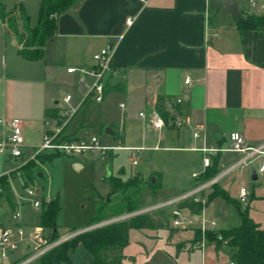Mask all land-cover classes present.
I'll use <instances>...</instances> for the list:
<instances>
[{"label":"crops","instance_id":"0c3cea01","mask_svg":"<svg viewBox=\"0 0 264 264\" xmlns=\"http://www.w3.org/2000/svg\"><path fill=\"white\" fill-rule=\"evenodd\" d=\"M213 1L80 0L75 8L58 18L57 33L44 47V58L40 61L23 58L14 37L0 22V58L2 56L0 97L3 101L7 72L5 55L10 52L11 66H14L15 72L22 71V75H27L25 69H30L37 70L40 76H43L44 88L38 102V109L42 111L43 120H45L47 110L55 108L59 110L65 106L63 104L65 96H60L59 91L61 82H67L73 90L77 83L82 94L86 92L89 83L86 82L85 76L79 71L70 74L67 72L68 69L90 71L95 65L93 56L109 48L113 54V72L106 81L105 99L112 93L123 95L126 105L120 103L119 108L125 110L129 107L130 110L133 106H140L139 119H144L140 117L142 111L149 115L153 110H158L167 115L166 128L162 132L155 131L148 118L144 119L146 122L141 120L142 123L139 126L130 122L133 126L127 131L125 128L127 122L124 120L123 130L117 133L118 137L122 138V145L115 147L118 148L116 151L127 152L131 155L132 149H143L141 156L145 155L146 159L151 161L148 171L138 173L144 184L154 174H160L164 190L174 191L176 196L189 192L197 185L209 181L202 180L206 174L203 165L206 155L201 151L204 144L209 148H226L229 136L234 132L242 134L250 146L256 147L264 143V31L239 30L235 18L226 8L212 15ZM5 5L8 10H12L16 3H11V5L5 3ZM39 17L35 23L31 19L32 28L38 25ZM128 19L132 20L130 26L127 25ZM53 55L64 58L68 56L73 63H68L67 78L62 79L65 66L58 59L54 61ZM88 78L91 80L90 77ZM188 79L190 84L186 83ZM71 94L74 101L73 93L68 95ZM82 99L83 97L80 102ZM91 104L93 103L86 106L87 109ZM121 105L124 107L122 108ZM86 110L82 109V112L79 111L73 118L67 128L69 138L78 139L89 134L90 125L86 124L85 118L80 125H73L76 117L80 113L85 115ZM178 116L185 120V126L182 128H175L171 123ZM6 117V110L2 103L0 144L5 142L2 138H8L7 134L10 132L9 123L12 120H6ZM108 120L102 118L101 129L105 130L108 135L114 136L109 128L113 129L115 125ZM23 128L25 148L27 144L25 129H29L30 125L26 126L23 123ZM4 129L5 134L2 132ZM39 132L41 138H44L45 126ZM195 132L200 133L199 139L194 138ZM139 138H141V143L134 144ZM159 144H164L165 147L162 148ZM159 151L185 152V165L187 166L184 177L185 188L172 189L168 185L165 171L155 161L156 159L154 160L155 157L150 155L152 152ZM114 152L108 154L111 163L117 157ZM208 156L212 160V166L213 161H216V169L219 173L237 163L242 157L240 154L228 152L212 153ZM252 167H255L257 172V165L245 167L239 172L235 170L228 174L216 184L219 191L226 193L231 200L227 202L222 197H216L207 207V217L217 223L219 230L241 226L242 220L236 207V204H240L239 194L234 195L231 189L238 181L244 183L245 170L250 173ZM3 170L0 166V177L9 175ZM126 174V171L122 169L117 176H111L124 180L123 177ZM257 176L258 180L251 182L248 175L250 182L248 216L264 231V173L257 172ZM44 179L45 174H41L40 179H37L43 189V198L52 202L57 195L47 196L42 181ZM12 181L10 182L11 187ZM242 186L244 187L243 184ZM177 190L179 193L176 192ZM119 195L121 194H113L110 187V196L118 197ZM14 196L16 204L21 206L25 228L28 231L34 228L43 229L44 232L48 230L41 224L42 213L48 204L36 210L31 203L26 201L24 193L19 196L14 193ZM98 200L100 201L99 198ZM2 201L7 205L11 215L3 212L2 217L0 216V229L10 226L16 206L13 207L4 199L0 203ZM100 207H104L102 216L108 219L114 218L113 215L119 213L117 210H112V203L109 199L106 200V205L98 202V211ZM219 208L227 213L228 211L230 214L233 213V221L238 220V224L222 225V221L216 218V211L218 212ZM27 211L38 214V224L32 225L29 219L25 220L24 212L26 214ZM57 230L61 234L58 226ZM172 230L176 232L172 234ZM139 231L147 238L155 239V242L161 240L159 232H166L168 246L177 247L179 253L174 258L176 263L180 254L197 251H189L183 247L182 243L176 246L174 242H170L176 234L187 232L173 228L171 223L169 229ZM152 232H154L153 236ZM125 249L123 250L124 256L128 257L125 264H135L136 258L132 255H125ZM205 249L223 255L224 262H229L224 250L217 252L211 246ZM165 253L173 259L169 252ZM131 257L135 260L131 261Z\"/></svg>","mask_w":264,"mask_h":264},{"label":"rangeland","instance_id":"374dc122","mask_svg":"<svg viewBox=\"0 0 264 264\" xmlns=\"http://www.w3.org/2000/svg\"><path fill=\"white\" fill-rule=\"evenodd\" d=\"M42 1L43 0H0L1 3H6L8 5L9 3L10 5L11 3H16V6H14L13 9L22 7L30 17V22L32 19L33 23L37 21L40 15ZM5 56L7 57L5 97L3 98V101L2 97H0V112H2V103H4L7 116L6 120L19 119L25 123L26 126L30 125L29 129H25L27 144L23 149V157L21 159H12L8 156V152L0 155V166L3 167L4 173L9 174L7 175L9 178L8 182L13 180V191L17 196H19L21 193H24V191L21 187L23 182L21 173L18 170L31 159V157L36 152V148L42 144L43 138H41V133L39 131L43 129L45 120H43L42 111L38 109V102L44 88V83L43 76L41 77L37 70L25 69L27 71V75H22V71L20 73L15 72L14 66H11L10 52H8ZM52 58L54 61L58 59V61H60L65 66V74L63 75L62 79L67 78L66 68L68 63H72L69 57L67 56L64 58L63 56L58 57L53 55ZM1 59L2 56L0 60ZM75 78L78 79L77 76H75ZM84 78L86 82L90 84L91 80L87 76ZM69 86L70 85L67 84V82L63 81L60 83V96H67L68 94L73 93L74 101L72 106L77 107L81 98H84L85 95L82 94L79 84L76 83L74 90ZM124 98L125 97L121 94L112 93L109 94V96L102 103H93L88 107V109L86 106L91 102L87 101L80 110L82 112V109H87L85 115L80 113L76 117L73 125H80L85 118L86 124L90 125L88 131L89 135L98 137L103 146H121L122 138H119L117 133L119 130H123L124 120L127 122L125 127L127 128V131L128 129H131L133 125L139 126L142 123L141 120L146 122L144 119H139V112L141 111L140 106H133L130 108V110L129 107L125 110H121L119 108L120 103H125L126 105ZM69 108L70 107L68 106H63L61 109H59V111L69 110ZM146 113L147 112L142 111L140 114L147 115ZM102 118L109 119L108 121L114 123L115 126H113V129L111 127L109 128L111 131H113L112 134H114V136L108 135L105 130L101 129ZM130 122L135 124L131 125ZM2 132L5 134V129L2 130ZM6 133H8V131ZM65 133L68 135L67 129ZM7 135H10V132ZM2 139L3 141L7 140V138ZM126 140L129 141L130 138H126ZM128 141L127 143H129ZM138 143H141V138H139V140H137V142L134 144ZM159 146L162 148L165 147L164 144H159ZM130 147L135 148L133 146ZM114 153L117 154V157L113 163L110 162L108 155L106 156L102 154L86 155L76 158L66 156H52L53 160H51L48 159L51 158L50 154L46 153L47 159L51 161L40 162V170L43 175L45 174V179L42 180L43 185L45 187L47 196H56L59 194L61 207V212L59 213L56 221L57 226L60 228L61 234L59 233L60 236L53 237L52 230H46L45 234L47 235V238L50 242L60 241L64 238L90 228L88 226L92 223L97 215L98 202L100 204L106 205V200L109 199L112 203V210H117L119 213L124 210L127 204L132 203L140 208L136 212H133L137 213L140 211L149 210L159 204L173 201L183 195L178 194L167 201L157 204L153 203L154 196L149 191L146 184H143L141 181H139L141 177L138 174L139 172L145 173L148 171L150 169L151 161H148L145 155H142L139 160V166L134 167L130 161L131 155L129 153L121 151H115ZM150 155L155 157L154 160L156 159L155 161H157V163L161 165L163 171H165L167 183L172 189L185 188L184 177L185 167L187 168V166L185 165L184 151H159L152 152ZM77 165L81 166L82 168H79ZM122 169H124L127 173L123 177L124 180H137V187L131 189L126 194L119 195L118 197L110 196V176H117ZM239 170L240 169H238L237 172H239ZM248 175L249 171L245 170L246 179L244 183L238 181L236 184H232L233 186L231 191L234 195L240 193L241 187H243L242 184L247 189L250 187ZM231 180H233L232 177ZM33 187L41 188L37 179L33 183ZM217 190L219 191L218 188H212L203 194L207 201L206 210L212 201L209 199V195ZM176 192L179 193L178 190ZM45 204L46 202H44L43 205ZM175 206L176 204L159 210H168L169 213H172V210ZM155 211L158 210L146 211L143 214H149ZM3 212L11 215V212L4 201L0 203L1 217ZM133 213L121 214L117 217L93 224L91 227H96L95 229H98L106 226L107 224L110 225L113 223L123 222L130 218L128 217L120 221L118 219L129 216ZM37 215V213H32L30 211H27L26 214L24 212L25 220L29 219L32 225L38 224ZM216 215V218L222 221V225L230 224V226H233L238 224V220L236 222L233 221V213L230 214L229 211L227 213V211H223L221 208H219L218 212L216 211ZM217 230L219 229L216 228L213 231ZM181 231L185 232V230ZM186 231L187 232L183 234H176V236L170 242H174L176 246L181 245L180 243H182L183 247L189 251H197L193 253L186 252L184 254H180L177 262L178 264H228V262H224L225 258L223 255L215 254L212 253L210 249H205L210 247L207 243V236L205 233H201L202 239L200 241L193 243V239H195L196 236L195 232L190 230ZM81 234L70 237L64 242L71 241ZM151 235L153 236L154 232H152ZM159 236L161 237V240H157L155 242V239L151 237L147 238L146 236L142 235L139 230L131 231L129 244L125 249V255L134 256L136 258L135 264H177L174 261V258H176L179 254L177 247L168 246V235H166V232H159ZM165 252H169L173 259L167 256ZM117 255L122 257V262H124L122 264H125L128 257L124 256V252L122 251ZM25 257V255L24 257L18 256V259L23 261L26 258H29L28 256L26 258ZM134 257H131V261L135 260ZM38 259L32 263L36 262ZM62 264H93V258L83 246H80L75 250V252L69 255V261Z\"/></svg>","mask_w":264,"mask_h":264},{"label":"trees","instance_id":"16d2710c","mask_svg":"<svg viewBox=\"0 0 264 264\" xmlns=\"http://www.w3.org/2000/svg\"><path fill=\"white\" fill-rule=\"evenodd\" d=\"M80 0H43L40 9L38 25L31 27L30 17L26 11L20 8L8 10L6 5L0 2V22H2L9 34H11L19 46L20 55L31 61H40L44 58V47L55 37L57 33V20L62 15L75 8ZM237 27L241 31H264V17L246 16L235 18ZM58 109H49L46 111L47 117H58ZM165 119L167 115L161 112ZM72 140L73 138H66ZM52 156H61L59 154H50ZM113 158V157H112ZM111 158V159H112ZM47 159L46 154H40L36 160L28 161L18 171L25 186H33L36 179H40L42 174L40 167L41 161H51ZM219 174L216 169V161L213 166L206 170L202 180H211ZM8 176L0 177V201L6 200L13 207L16 205V199L12 191ZM141 181V179L139 180ZM141 183H143L141 181ZM144 184V183H143ZM149 191L153 194V203L167 201L176 196L171 190L162 188L161 175L154 174L146 183ZM110 187L113 194H126L131 189L137 187V180H123L121 178L110 176ZM217 189V185L213 186ZM43 194V189L40 190ZM222 197L230 202L229 196L221 191H214L209 195V199ZM237 211L241 217L242 224L238 228H229L225 230L207 231V243L215 248L217 252L225 250L231 262L235 264H264V231L253 223L248 216V208H242L236 204ZM126 208V209H125ZM122 211L133 213L140 208L135 205H128ZM180 209H188L191 213H200L203 209L202 204L194 202H183L178 204ZM104 207H100L98 215L88 226L107 220L103 217ZM61 211L59 194L50 202L42 213L41 224L43 227L52 230V236H60L57 230V217ZM121 213L114 214L117 217ZM171 213L168 210H158L149 214L134 216L128 220L119 223L106 225L102 228L85 232L71 241L53 248L42 255L32 264H62L69 261V255L80 246H83L92 256L93 264H121L122 257L117 254L122 252L129 244V233L133 229L143 230H162L169 229ZM87 227V228H88ZM196 234L193 243L202 238L200 230H193ZM176 231L172 230V234ZM114 256V257H113Z\"/></svg>","mask_w":264,"mask_h":264},{"label":"built area","instance_id":"2783aa9c","mask_svg":"<svg viewBox=\"0 0 264 264\" xmlns=\"http://www.w3.org/2000/svg\"><path fill=\"white\" fill-rule=\"evenodd\" d=\"M145 2V0H140ZM237 4L240 14L246 16H263L264 14V0H234ZM127 25H132V20H127ZM95 63L90 71L77 70L69 68L68 73L73 74L79 71L82 75L91 78L90 84H87L85 97L78 104L77 107L72 106L73 97L67 95L63 98V104L70 107L69 110L60 111L58 117H47L45 119V136L42 144L36 149L35 154L31 160H36L40 154H59L66 157H83L86 155L102 154L108 155L110 152L116 151L118 148L105 147L101 144L98 137L86 134L81 138L68 140L69 136L65 133L73 118L78 114L81 108L87 101L91 103H102L105 99L106 81L108 76L113 72V54L109 48L101 50L93 56ZM187 84H190L188 79ZM123 108L124 105H121ZM141 118H148L151 127L157 131L162 132L166 128V120L158 110H153L149 115L140 114ZM175 128H182L185 126L183 117L178 116L171 122ZM10 135L7 140L0 144V153L8 152V156L12 159H21L23 157V148L25 146V135L23 122L19 119H14L9 123ZM194 138L199 139L200 133L195 132ZM143 149H132L130 161L135 167L139 164ZM206 157L203 159L205 171L212 166V160L208 156L212 153H234L240 154L241 159L220 172L215 178L197 185L193 190L184 193L179 198L159 204L149 210L140 211L141 214L150 210L164 209L167 206L175 205L172 210L171 225L175 229L180 230H194L198 229L202 233L213 231L217 228V223L210 220L206 215L207 201L203 197L204 192L216 185L223 177L242 169L257 165V172L264 173V143L260 146H250L242 134L234 132L229 136V143L226 148L207 147L204 144L201 150ZM22 187L26 197V201L31 203L34 209L39 210L44 202L50 203L49 200L43 198L40 193L41 188H34L25 186L22 182ZM249 190L245 187L241 188L239 193V201L243 208L249 205ZM183 202H194L202 204L203 209L200 213L193 214L188 209L178 208V204ZM131 217V215L127 216ZM72 236L64 238L60 241L50 242L43 229L34 228L28 231L23 224V212L21 206L16 204L12 214V221L10 226L2 227L0 229V264H31L42 255L57 247L59 244L69 239ZM29 257L25 260L18 259V256ZM228 264H235L228 262Z\"/></svg>","mask_w":264,"mask_h":264},{"label":"water","instance_id":"95a60500","mask_svg":"<svg viewBox=\"0 0 264 264\" xmlns=\"http://www.w3.org/2000/svg\"><path fill=\"white\" fill-rule=\"evenodd\" d=\"M222 8H226L229 11V13L234 18L243 17L240 14V12L238 10V7H237V4H236V2L234 0H214L213 4H212L211 14L212 15H216ZM77 166L80 168L79 165H77ZM249 178H250L251 182H256L258 180V176H257V172H256V168L255 167L251 168L250 173H249ZM137 215H141V212L133 213V214H131V217H134V216H137ZM126 218H128V217L125 216V217L120 218L118 220L120 221V220H123V219H126ZM114 221H117V220H114ZM95 228L96 227H90L88 229H85V230H83L81 232H78V233L74 234L73 236L81 234V233H85V232H88V231H91V230H94Z\"/></svg>","mask_w":264,"mask_h":264}]
</instances>
